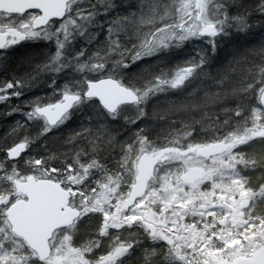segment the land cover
Masks as SVG:
<instances>
[{
    "label": "rangeland",
    "instance_id": "374dc122",
    "mask_svg": "<svg viewBox=\"0 0 264 264\" xmlns=\"http://www.w3.org/2000/svg\"><path fill=\"white\" fill-rule=\"evenodd\" d=\"M222 1L224 0H185V3L190 6L183 19L179 22L185 28H191L193 32L202 34V39H195L191 42L192 48L197 53L200 52V45L197 43L199 41H211L214 38L219 40L220 38H232L233 35L239 37L241 33H246L248 29H264L262 24L249 26L244 19L242 20L237 16H232L230 21L225 20L227 15L224 14L226 11H223L224 5ZM159 2L161 0H76L72 10L68 11L66 19L72 18L76 24L83 25L84 35L79 36L82 43L88 44L97 39L98 42L107 46H115L111 44L112 41L123 45L130 41L133 32L137 30L146 31L150 27L145 22L160 11L157 7ZM162 2L172 4L174 0H162ZM260 5H264V1ZM34 16L33 12L22 16L0 14V34H10L6 45L0 49V69L2 71H5V66L14 64V59L24 57L29 49L38 45V41L49 42V40L45 39V31L38 33L31 29V22ZM197 16L199 17L198 19L196 18ZM231 21L233 26H231ZM69 26L71 24L66 25V27ZM207 28L208 30L204 32ZM20 35L22 36L21 39L18 38ZM221 46L222 44L219 45V47ZM200 58L207 62L204 54H201ZM166 63L168 65L167 70L175 76V81L179 80V83L175 84L178 91L174 92L168 87L165 91L158 94L159 103L157 108L170 110L172 114L166 116L163 120L157 118L151 122L155 143L161 146L166 145L177 148L183 159L187 160V170L196 167L203 168L206 174L209 166H213V161L218 158L228 166L222 169V177L217 176L214 181L204 180L199 184V188L196 191L206 194L205 198L210 200L209 204L201 207L202 199L199 196L190 195L194 191L192 184L178 182L175 176L172 175L176 167L182 164L183 161L173 160L165 162L163 165L150 163L153 174L155 169H159V171L155 172V182L152 175L149 185L159 189V197H165L168 193L172 194L167 199H159L147 206L151 209L154 217L159 220L156 227L165 229L157 237L165 241L169 247L174 248L184 244L185 242L181 237H190L191 233L186 231L185 228L179 227L180 220L178 217H173L172 210L175 209L179 213L192 203H195L196 209H199L201 214L186 216L183 223L194 226L197 232H202L205 228L211 229L205 233L203 239L197 237L194 242L189 239L187 245L181 249L182 255L185 256V262L178 261L174 253L169 252L165 257L164 264H187V262H191V264L196 262L198 264H234L240 262L242 258H246V261L264 260V242H262L264 237L262 239L256 238L257 234L260 235L263 232L264 222L253 216L254 213L257 214L260 203L264 202V194L261 191L262 186H264V170H259L260 167L258 166L248 167L244 162L236 163L241 156L249 164H251L250 158L260 159L264 157H259V153L261 155L264 154V113L255 104V95L258 103L259 89L264 85V76L262 77L260 73L257 77L256 87L258 90L246 96L239 108L241 114L236 115L237 109H232L225 115L211 105L197 110L192 108L193 102H204L202 98L205 91L209 93L217 92L218 78L223 77L222 75L217 78L216 73H214L215 80H213L203 74V68L196 70L197 65L184 68L177 65L176 67L173 56L169 57ZM195 70L196 77H193ZM35 77L38 76L36 75ZM12 79L16 80L17 78ZM43 80L44 78L42 80L38 79L39 83L30 90L44 89L40 86ZM5 84V80L0 78V88ZM52 94L53 92H49L50 97ZM40 95H37V97L39 98ZM49 98H43L41 103L46 102ZM181 102L187 104L188 110L176 112L175 109L180 106ZM253 106L256 108L255 113L252 112ZM88 107H90L88 111L89 117L93 116L95 119L107 122L108 125L112 124L121 128L123 135L128 140L124 144V147H127L131 139V133L129 129L124 127V121L127 120L129 126H131L130 121L135 117L134 108L131 106L122 107L118 112L110 115L115 117V119H110L104 112L98 116L94 102H90ZM26 119H31L38 127L35 134V143L31 147L22 148L23 145H20V148L13 153L12 160H8V156L0 158V163L5 167L0 170V184L4 186L2 183L4 182L5 172L8 171L11 175L9 169L13 164H16V172L12 176H15L18 180H24L28 176H35L62 184L71 196L75 194V199L70 200V205L78 208L82 214L84 208L80 193L84 192L85 195H88L93 193V189L98 193L100 189L97 187L96 182L110 175L115 167L114 157L116 153L107 146L109 139L108 130L104 131L107 135L106 144H103L101 148L85 150L84 153L88 154L90 152L92 156L77 159L72 155V143H68V139L58 144L56 149L49 148V144L51 146L53 141L58 136H61L64 129L69 126L68 122L58 130L45 133L42 130L44 121L42 118L31 115L26 117ZM196 120H199L200 123L194 124ZM78 127L79 129L82 128L81 125H78ZM137 131H139L138 128ZM187 132L192 134L188 136L186 135ZM85 134L89 135L91 132ZM49 140L51 143H49ZM217 141L226 143L227 150L225 153L206 160L195 155V150L199 146ZM38 142H41L40 146L37 145ZM189 144L192 146L191 150L188 148ZM148 151H151V146H149ZM50 156L56 157L54 163L45 162L46 158ZM230 156L235 159L230 161ZM17 157L21 159L17 160ZM8 163L11 165H8ZM74 164L75 168L78 165L80 168L76 170L73 168ZM257 171H260L261 175ZM166 172L171 176V181L166 188H163L161 187L162 181L160 177L165 175ZM257 176L260 177L259 180L261 182H259L257 188H253L256 187L255 182L257 179L255 178ZM85 177H87L86 181L80 183ZM66 178L70 179L66 180ZM252 179L255 180L252 181ZM220 181H223L229 187L227 189L214 188L213 183ZM150 191L151 189L148 187L146 195L128 210L129 213L139 212L140 215L136 216V219L142 220L146 228L150 227L143 213L146 201L150 199ZM18 198H21V196L17 195L15 200ZM112 203L115 204L116 201L113 200ZM241 203L248 205L249 208L252 205L257 206L250 217L244 214L247 209H242ZM157 205L160 212L164 213V217H160L159 212L156 211ZM233 208L238 209L234 215L232 214ZM112 210L114 211V209ZM92 213L90 211L88 214ZM87 215H84L83 219ZM214 217L217 222L212 224ZM219 217H225L227 223L220 224L218 222ZM197 220H199V224L195 223ZM3 223L4 221L0 220V224ZM6 226L8 227V222ZM95 230L93 231L94 233ZM127 230L129 231H126L127 234L123 232L125 230H122L121 233H116L120 235L122 242L130 241L135 244L143 238L141 235L143 229L133 227ZM57 233L53 238L55 244L51 256V264H56L55 259H60L62 261L61 264H82V256L75 248L66 246L61 250L60 247H57L59 244ZM81 239L82 237L78 241ZM108 243L107 241L105 242V248ZM188 251L195 256L196 261L189 256ZM106 264H109L108 259Z\"/></svg>",
    "mask_w": 264,
    "mask_h": 264
},
{
    "label": "clouds",
    "instance_id": "9594fccd",
    "mask_svg": "<svg viewBox=\"0 0 264 264\" xmlns=\"http://www.w3.org/2000/svg\"><path fill=\"white\" fill-rule=\"evenodd\" d=\"M75 4L76 0H69V11L72 10ZM189 6L185 3V0H174L172 4H165L161 0L157 4L160 11L145 22L150 25L146 31L137 30L133 32L130 38V46L120 45L116 41H112L111 44L115 47L109 46L103 55L98 51L73 50L72 41L61 30L65 29L66 25L71 24L75 28L73 40L77 36H83V25L76 24L74 19L69 18L59 25L55 21L45 22V39L51 41L55 37V42L54 48L50 45L48 49V62L45 64L51 75L47 76L40 86L51 88L53 94L44 103L37 101L34 111L43 113L56 108L60 110L61 118L52 127H50L48 121H43V132L58 130L71 121L77 111L90 103L89 85L92 83H114L124 89L126 93L136 97V101L131 106L135 110V117L130 121L131 126H129L127 120L124 121V127L129 129L131 133L130 142L127 147H124V141L127 137L123 135L121 128L112 124L108 125L109 139L107 146L116 153L114 157L115 167L110 175L96 182L97 187L100 189L98 193L95 189H93L95 194L85 195L84 192L80 193L84 208L83 213L77 214L79 219L76 224L70 227L66 226L61 232L57 233V236H59L57 247H60L61 250L66 246L75 248L82 256V264H106L107 259L116 248H121L124 255L120 256L115 264H164L165 257L171 252V248L167 243L154 236L152 231L144 226L142 220L133 218L140 215L139 212L129 213L126 208H118V206L132 197L136 169L141 161L161 165L173 160L183 161L172 173L178 182L182 180L187 170V160L183 159L177 148L155 143L151 122L157 118L163 120L166 116L172 114L170 110L157 108L159 103L158 94L165 91L164 86L167 85L174 92L178 91L174 84L175 76L167 70V59L176 55L193 40L202 39V34L193 32L191 28H185L179 22L183 19ZM61 35H63L62 39ZM261 47L264 48V42H261ZM213 51L215 53L216 49L214 48ZM213 62L214 57H210L202 72L209 79L215 80L214 73L220 72V69H213ZM262 71H264V68H262ZM61 76L64 77L63 80L60 79ZM223 83L228 84L229 87L213 93L205 91L202 98L204 102H193V110L211 105L227 115L234 106L243 103L242 97L248 95L253 88V85L245 84L243 80H233L230 76H225ZM57 90H59L58 94ZM259 96L261 97L260 103H264V87L259 89ZM187 110L188 106L183 102L175 109L176 112ZM255 111L256 108L253 106L252 112L255 113ZM33 114L30 113L29 115ZM240 114L241 112L237 110L236 115ZM108 116L110 119H115L110 114ZM199 123V120L194 121V124ZM192 126L194 127V125ZM137 128L139 131H137ZM191 134V132L186 133L188 136ZM81 135L79 132L69 135L67 142L74 143ZM84 139H88V137L85 136ZM149 146H151L150 152L148 151ZM191 147V144H189V150H191ZM16 159L20 160L21 158L17 157ZM234 159L232 157V160ZM250 159L251 164L241 156L236 163L244 162L248 167L258 166L264 169V157ZM55 160L56 157L50 156L46 158L45 162L54 163ZM73 168H75V164ZM158 171L159 169L154 171V182L155 172ZM15 172L16 164H13L11 175H15ZM86 179L87 177L83 178L80 183H84ZM160 180L162 181L161 187L166 188L171 181V176L166 172L165 175L160 177ZM5 183L6 186L0 189V205H2L0 206V220L4 221L3 224H0V250L14 256L16 264H51L50 255L45 257L42 250L30 246L22 238L16 237L11 229L6 226V209L11 206L16 198L14 185L10 181L8 171L5 172ZM105 185L115 190L111 192L110 200L101 206L96 198L103 191ZM149 188L151 189L149 192L150 199L146 201V206L159 200V189L153 185H149ZM261 191H264V186H262ZM70 199H75V194H72ZM113 200L116 201L115 204L112 203ZM165 207L167 206L165 205ZM256 207V205H252L249 208L248 205L241 203V208L247 209L244 214L249 215V217L252 211L256 210ZM195 209V203H192L179 213L175 209L172 210L173 217H178L180 220V228L191 226L185 225L183 221L186 216H196ZM90 211L99 215V227L93 235L86 236L77 242L79 221ZM156 211L159 212L160 217H164V213L160 212L158 205ZM257 215L264 217V202L260 203ZM114 216H118L119 219H114ZM216 222L217 220L214 217L211 223L215 224ZM195 223L199 224V220ZM133 227L143 229L141 233L143 238L135 245L130 241L122 242L120 235L116 233H121L122 230ZM210 230L208 229V231ZM106 241L109 243L105 248ZM102 248L103 251H101Z\"/></svg>",
    "mask_w": 264,
    "mask_h": 264
},
{
    "label": "water",
    "instance_id": "95a60500",
    "mask_svg": "<svg viewBox=\"0 0 264 264\" xmlns=\"http://www.w3.org/2000/svg\"><path fill=\"white\" fill-rule=\"evenodd\" d=\"M69 0H0V13L23 15L27 12H37L34 18L33 30L44 28L45 22L62 20L67 12ZM208 29H205V32ZM5 36H0V46L5 44ZM91 99L108 114H114L121 106L133 105L135 96L126 95L125 90L114 83L95 82L89 85ZM259 104L264 110V103ZM49 122L50 127L61 118L60 110L49 109L47 112H35ZM226 150V145L221 142L210 143L196 149V155L202 159H209L221 155ZM16 150H9L7 154L12 160ZM144 165L146 178L143 188L137 190L134 186L132 202L125 208L129 210L135 203L142 199L147 192L148 182L152 177V168L148 161H141ZM140 163V164H141ZM139 164V165H140ZM137 173V169H136ZM204 174L202 168L188 169L182 181L190 184L201 179ZM138 183L135 176V184ZM15 192L23 198L16 200L6 210L8 224H12L11 231L16 237L22 238L32 247L42 250L45 257L51 254L49 241L57 230L70 227L78 219L80 211L70 206V193L61 184L49 179H36L28 176L24 180H14ZM235 264H264L261 261H240Z\"/></svg>",
    "mask_w": 264,
    "mask_h": 264
},
{
    "label": "trees",
    "instance_id": "16d2710c",
    "mask_svg": "<svg viewBox=\"0 0 264 264\" xmlns=\"http://www.w3.org/2000/svg\"><path fill=\"white\" fill-rule=\"evenodd\" d=\"M241 0H224L222 1V4L224 5L223 11H226L224 14L227 15V21H230V18L232 16H237L240 17L243 20V16L241 11V8L243 5L240 4ZM259 7L256 8V12L258 13H262L261 15H259L260 18L263 19L264 22V5H260L258 4ZM67 19L65 18L63 21L61 22H56L57 25H59L60 23H63L64 21H66ZM232 22V21H231ZM230 25V23H229ZM233 26V22L232 25ZM61 32L64 35H68L69 40L72 41V46H73V50L74 51H80V50H85V48L88 46V44L86 43H82L81 39L79 36H77V38L75 40H73V33L74 31V27H65V29H62ZM43 33V32H40ZM264 35V29H248L246 31V33H241L238 36H232V38H214V40L212 41H199L197 43H199L200 45V52L197 53L195 51V49H193V45L192 43L187 44L181 51H179L176 55L173 56L174 61H175V66L177 67V65L182 68L184 67H189L192 65H197V69L199 70L200 68H204V65H207V62L209 60L210 57H213V49L215 48L216 51H220L221 49H219V45L223 44L225 42H227L228 44H230V48L232 49V51L238 53L239 57L238 59L235 60V62L228 64L226 66L221 65V69L223 72V78L225 76H230L232 79L233 77L237 80H244L246 78H243L242 76L246 74V72L248 73L247 76H249V82H254L257 83V77L260 75V73L262 74V77L264 76V71H262V68H264V53H255L252 49L248 48V46L253 45V42L258 41L257 38L260 35ZM63 38V35H61V39ZM264 39V38H262ZM46 42V41H45ZM45 42L43 44H39L40 46H48L50 47V45L54 48V42H55V37H53V39L49 42ZM94 42H98L97 39ZM264 42V41H260L259 43ZM127 43H129L128 45H130V41H127ZM195 43V44H197ZM256 45H258V42H255ZM243 44H247L248 46L246 47H242ZM96 51H101V46H98L97 44L95 45ZM255 46V44L253 45ZM253 46H251V48H253ZM241 47V48H240ZM204 54V57L206 58L207 62L204 61V59L200 58V55ZM220 56V55H219ZM233 65V67L231 68V66ZM195 70V71H196ZM235 70V71H233ZM174 71V70H173ZM172 71V72H173ZM194 76L196 77V72H193ZM250 74V75H249ZM5 78L7 75H3ZM4 77H0L2 79H4ZM8 77V76H7ZM5 80V79H4ZM12 81H8L2 88H0V122H2L3 120L6 122L5 125H1L0 124V158L1 157H5L8 156V160H9V155L7 154V151L12 150V149H18L20 148V145H23V147H31L33 143H35V139L33 138V135L30 133L31 138L28 136V133H26V129L24 128V125L27 124L28 120L26 119V117H30V111H32L31 113H34V108L33 106H37L36 103L32 104L29 108L31 109H27V108H20L15 110L14 108H9V104L11 103L12 105L16 103V91L14 90V85H12L11 83ZM50 82V81H49ZM12 89V90H11ZM49 89V90H47ZM53 90L51 88L45 87V89H41L38 88L35 90V94L40 95V94H49V92ZM59 91V90H57ZM48 101V100H47ZM42 101H40L41 103ZM91 102H94V106H95V111L98 114V116H100V114H103V111L100 109V107L98 106V104L94 101L91 100ZM243 104V103H242ZM241 104V105H242ZM255 104L257 106V108H260V106L257 103V98L255 95ZM241 105H236L233 107V109H237L239 110ZM264 113V111H263ZM104 114H106L104 112ZM34 115V114H33ZM108 115V114H107ZM84 117H86L85 115H83ZM76 119V118H75ZM74 119V121H75ZM73 121V122H74ZM72 122V123H73ZM69 125L72 124L70 123V121L68 122ZM37 130V129H36ZM105 130H108V124L106 126V129H102V127L100 129H95L93 131H91V134L87 135L85 134L86 132H84V130L81 128L79 129L78 126H73L72 127V133L68 134V135H64V137H66L68 139L69 135H74L75 133L79 132L82 135L80 136L81 142L84 143L85 145L82 146V150H89L90 148H101L103 144H106L105 140L107 135L104 133ZM89 133V132H88ZM87 136L88 139H84V137ZM128 141V140H127ZM126 141V142H127ZM49 143H51V141L49 140ZM41 142H38L37 145L40 146ZM57 142L52 143L51 146L55 147ZM125 144V143H124ZM42 147V146H41ZM87 156H92L90 154V152L87 154ZM264 156V154H260L259 153V157ZM40 157V156H38ZM84 156H82L83 158ZM258 157V158H259ZM95 158V157H94ZM77 159H80V157H77ZM7 164V163H6ZM8 165H11L10 163H8ZM5 167L0 163V170L4 169ZM10 168V167H9ZM80 167L79 165L76 166V170H78ZM258 168V167H257ZM12 167L9 169L11 172ZM259 170L263 171L264 169L260 168ZM260 175V171H257ZM10 174V173H9ZM258 175V174H257ZM16 178L15 176L10 175V181L13 184V181ZM255 179H257V181L255 182L256 187L253 188H257L259 185V182H261L260 177L257 176ZM255 179H252V181H254ZM3 183L1 181L3 185L0 184V189H3L6 186L5 183V177L3 178ZM15 196H17V194L15 193ZM7 198L5 197V200ZM254 218H257L259 221H261L260 218H262L261 216L257 215L254 213ZM99 220L100 217L98 214L96 213H92V214H88L84 219H82L79 223L78 226V233H77V242L78 239L80 237H82V239L86 236H91L93 235L92 233H94L93 231L95 229H97L99 227ZM262 222V221H261ZM145 226V225H144ZM146 227V226H145ZM150 230V228H148ZM126 231H123L125 234ZM129 232V231H128ZM261 232V231H260ZM259 239H262L264 237V228H263V232L258 235L257 237ZM264 242V241H262ZM137 243H139L137 241ZM135 243V244H137ZM54 239L51 241V249H52V253L54 250ZM107 244V243H106ZM134 244V245H135ZM173 248V247H170ZM101 251H103V249H101ZM189 256L192 257V259H194L196 261V258L194 255H192L191 253H189ZM225 255V254H224ZM246 260V258H242L240 261H244ZM56 264H61L62 261L59 259V262H57L55 260ZM195 264H198L197 262ZM235 264V263H234Z\"/></svg>",
    "mask_w": 264,
    "mask_h": 264
},
{
    "label": "bare ground",
    "instance_id": "6f19581e",
    "mask_svg": "<svg viewBox=\"0 0 264 264\" xmlns=\"http://www.w3.org/2000/svg\"><path fill=\"white\" fill-rule=\"evenodd\" d=\"M264 0H241L240 4L243 5L241 8V13L242 16L244 17L243 19L245 20V22H247L249 24V26H254L256 24H262L264 25L263 19L259 17V15H261L262 13H258L255 11L258 6V4H261V2ZM70 27V26H69ZM68 27V28H69ZM71 27H73V25H71ZM75 29V28H74ZM256 30V29H253ZM258 30V29H257ZM264 35H260L257 40L255 42H260V41H264ZM253 42V45L255 44V46H253V48H251V46L247 45V44H243L242 47H246L248 46V48L252 49L255 53L259 54V53H264V48L261 47V43H259L258 45H256V43ZM43 41H38L37 44L33 46L31 49H29L28 53L22 57V58H16L14 59L13 63L15 64H10L5 66V71H2L0 69V75L2 77H4L3 75H7L5 79V83H7L8 81H12V85H14V90L16 91V103L15 104H9V108H14L15 110L22 108H27L30 109L29 107L32 104H35L37 101H41L43 98H49L50 95L49 94H41L40 97L38 98L36 96V94L34 93L35 90H30L33 89L36 84L39 83L38 79H45L47 76H50L51 73L48 71V69L45 67V62H48L47 57L49 55L48 53V46H40L39 44H43ZM101 46V51L100 54L103 55L104 51L107 50V48L109 46L102 44L101 42H91L88 43V46L85 48L86 52H92V51H96V46ZM129 43H124L123 45H128ZM130 46V45H129ZM111 47H115V46H111ZM241 48V47H240ZM219 49H221L220 51H215L214 54V62L212 63V67L214 69H220V72L216 73L217 78L219 76H223V72L221 69V65H228L231 64L233 62H235L236 59H238V53L232 51V49L230 48V44H228L227 42L223 43L221 47H219ZM99 52V51H98ZM220 55V56H219ZM236 58V59H235ZM233 67V65L231 66V68ZM201 69V68H200ZM196 72V71H194ZM38 77H35V76ZM46 75V76H45ZM248 73L246 72L245 75H243V78H246L243 80V82L245 84H251L253 85V88L250 90V93L248 95H250L251 93H255L257 92L258 88L256 87V83L254 82H249V76H247ZM45 76V77H44ZM42 77V78H41ZM12 78H17L16 80H13ZM61 80L64 79L63 76L60 77ZM232 79V78H231ZM233 80H235V78L233 77ZM237 81V80H236ZM165 89L168 88L167 85L164 86ZM225 87H229L228 84H224L223 83V77L218 78V84L216 86L217 91H222L223 88ZM45 89V87H43ZM42 89V88H41ZM12 90V89H11ZM29 90V91H27ZM49 90V89H47ZM52 92V91H50ZM59 92V91H57ZM246 95V96H248ZM246 96L242 97V101H244V99L246 98ZM90 103H88L85 107L81 108L79 111H77L74 114L73 119L70 121V123H72L75 119V121L70 124L68 127H66L64 129V132L61 136H58L53 143L57 142L56 145L60 144L62 141H64L65 139H67L66 137H64V135H68L72 133V127L73 126H78L81 125L82 129L84 131H88L91 132L95 129H100L102 127V129H106L107 126V122H102L101 120L95 119L93 116L89 117L88 111L90 110L89 106ZM132 106V105H130ZM36 107V106H35ZM35 107L33 106V108L35 109ZM31 110V109H30ZM32 111H30L31 113ZM83 115H85L86 117H83ZM28 123L24 125V128L26 129V133H28V136L31 138L30 133L33 135V138H36V133H37V126L30 120L27 121ZM1 125H5L6 122L3 120L2 122H0ZM86 132V133H88ZM127 139H125L124 143H126ZM85 145L84 143L81 142L80 137L78 138V140L74 143H72V155L75 156V158L80 157L82 158V156H84V158L87 156V153H84V150H82V146ZM57 146L52 147L49 144V148H54L56 149ZM79 153V155H78Z\"/></svg>",
    "mask_w": 264,
    "mask_h": 264
},
{
    "label": "snow or ice",
    "instance_id": "6c2138e0",
    "mask_svg": "<svg viewBox=\"0 0 264 264\" xmlns=\"http://www.w3.org/2000/svg\"><path fill=\"white\" fill-rule=\"evenodd\" d=\"M178 83H179V80L175 81L174 84H178ZM121 91H123V89H121ZM91 94L92 93H89V95H91ZM125 94L131 96L129 93H125ZM229 147H231V146L229 145ZM231 160H232V157L230 156V161ZM227 166L228 165H225L223 163V161L219 158L214 160L213 166H209L207 173L202 175L201 179L198 182L192 184V188L194 191L190 195L199 196L202 199L203 202H202L201 207H204L207 204H209L210 200L205 198L206 194L198 193L196 191L199 188V184L202 183L204 180H213L214 181L215 177H217V176L222 177V175H223L222 169L227 167ZM145 178H146V173H145L144 165L142 162L140 165L137 166L136 180L138 181V183L135 184V187L137 190L143 188V182H144ZM213 187L214 188H220V189H227L229 187V185H226L223 183V181H220V182L213 183ZM114 190L115 189L111 188L110 186L105 185L103 191L100 192L96 198L97 202L102 206L104 203H106L107 201L110 200V194ZM262 194H264V191H262ZM134 195H135V193L133 192L132 197ZM171 195H172L171 193H168L167 196L158 197V199H167L168 196H171ZM242 195H243V193H242ZM132 197L130 199H128L127 201H124L122 203V205L118 206V208H121V207L125 208L128 204H130L132 202ZM194 211H195V214H201L199 209H195ZM236 211H238V209L233 208L232 214L234 215ZM143 215L145 216V218L148 222V226L152 230L154 236H160L165 231L164 228H157L156 227V225L159 223V220L154 217V214L151 212V209L149 207H147L146 205H145V211H144ZM133 218L136 219V216H134ZM114 219H119V217L114 216ZM260 219L262 222H264V217H262ZM218 222L220 224H226L227 220L225 217H219ZM8 227L11 229L12 224L9 223ZM184 228L186 231L191 233V236L190 237H181V239H183L185 243L171 249V252L174 253L175 257L180 262H185V256L182 255L181 249L187 245L189 239H191L193 242L195 241V239L197 237L203 239L205 233L208 231V228H205L204 231L197 232L196 228L194 226H185ZM122 255H124V252L121 250V248H116L113 251L112 255L108 258L109 264H115L117 257H120ZM0 264H16V258L14 256H10L8 252L0 250ZM187 264H191V262H187Z\"/></svg>",
    "mask_w": 264,
    "mask_h": 264
},
{
    "label": "flooded vegetation",
    "instance_id": "af4514ba",
    "mask_svg": "<svg viewBox=\"0 0 264 264\" xmlns=\"http://www.w3.org/2000/svg\"><path fill=\"white\" fill-rule=\"evenodd\" d=\"M36 14H37V13H36ZM36 14H35V15H36ZM24 15H25V14H24ZM34 17H35V16H34ZM0 36H5V38H6L5 42L10 38V34H9V33H8V34H6V33H4V34H0ZM18 38L21 39L22 36L20 35V36H18ZM0 49H1V47H0ZM34 110H35V109H34ZM34 112H35V111H34ZM189 169H191V168H189ZM202 169H203V168H202ZM203 170H204V169H203ZM204 174H205V170H204ZM204 174H203V175H204ZM198 181H199V180H198ZM181 182H182V180H181ZM195 182H196V181H195ZM195 182H194V183H195ZM182 183H183V182H182ZM184 184H186V183H184Z\"/></svg>",
    "mask_w": 264,
    "mask_h": 264
}]
</instances>
